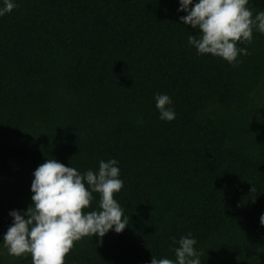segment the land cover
I'll use <instances>...</instances> for the list:
<instances>
[{
	"label": "trees",
	"instance_id": "trees-1",
	"mask_svg": "<svg viewBox=\"0 0 264 264\" xmlns=\"http://www.w3.org/2000/svg\"><path fill=\"white\" fill-rule=\"evenodd\" d=\"M15 3L0 16V235L46 159L82 173L115 159L127 226L75 241L65 264L174 259L189 233L201 264H264V34L237 42L233 66L187 44L198 30L178 0ZM157 93L174 120L158 119ZM0 264L32 261L0 247Z\"/></svg>",
	"mask_w": 264,
	"mask_h": 264
},
{
	"label": "clouds",
	"instance_id": "clouds-1",
	"mask_svg": "<svg viewBox=\"0 0 264 264\" xmlns=\"http://www.w3.org/2000/svg\"><path fill=\"white\" fill-rule=\"evenodd\" d=\"M249 0H178V20L198 30L189 35L187 44L197 55L211 54L229 65L239 64V56L247 48L237 42L250 44L253 31L264 34V10L256 12L247 7ZM15 0H0V16L10 13ZM158 119H175L172 100L167 94H154ZM118 161H98V169L83 173L55 159H46L32 172L31 204L26 210H10L11 224L0 235V247L13 257L30 255L32 264H65L64 257L75 241L84 237L102 238L109 230L116 234L127 226L129 216L114 199L123 187ZM93 193L99 202L91 211ZM259 224L264 226V213ZM97 240V243H101ZM197 241L189 233L178 240L172 238L174 259L151 256L149 264H201V253L194 247Z\"/></svg>",
	"mask_w": 264,
	"mask_h": 264
}]
</instances>
